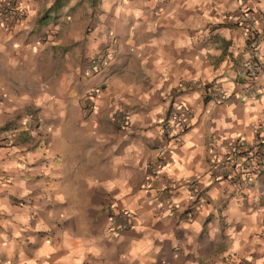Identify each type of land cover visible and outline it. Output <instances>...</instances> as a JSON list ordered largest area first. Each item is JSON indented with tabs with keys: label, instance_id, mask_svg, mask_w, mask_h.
<instances>
[{
	"label": "crops",
	"instance_id": "crops-1",
	"mask_svg": "<svg viewBox=\"0 0 264 264\" xmlns=\"http://www.w3.org/2000/svg\"><path fill=\"white\" fill-rule=\"evenodd\" d=\"M22 1L27 20L0 23V126L20 123L1 132L0 264H264V72L251 96L246 73L264 26L241 24L264 0ZM178 104L194 117L149 187Z\"/></svg>",
	"mask_w": 264,
	"mask_h": 264
},
{
	"label": "built area",
	"instance_id": "built-area-1",
	"mask_svg": "<svg viewBox=\"0 0 264 264\" xmlns=\"http://www.w3.org/2000/svg\"><path fill=\"white\" fill-rule=\"evenodd\" d=\"M243 13V12H242ZM28 8L22 0H0V22L6 29H14L18 24H22L28 18ZM241 16V15H239ZM241 24L249 34H253L259 26H264V14L244 11ZM92 63L88 66V72L96 73L99 71L103 63L102 55L94 57ZM104 64V63H103ZM264 72V63L255 62L249 65L246 73L248 77V92L251 96L254 88H256V80L258 76ZM102 88V87H100ZM95 90L92 92L94 94ZM129 114L126 111H118L116 113V121L122 125L129 122ZM194 117V110L186 104L174 105L170 115L163 125L162 136L158 140L157 155L154 160L147 164V185H154L161 177L164 169L170 161L172 150L176 149L180 143V135L187 129L190 120ZM260 139V138H258ZM259 142H262L259 140ZM227 154H237L244 151L243 144L240 140L232 142L224 147ZM264 153V148L262 149ZM248 156V154L246 155ZM250 156V155H249ZM7 178L4 182H7ZM150 187V186H149ZM194 193L200 192L198 187L194 186ZM111 232L120 233L130 228L132 215L128 209L119 208L113 203L108 207ZM191 214V213H189ZM191 216V215H189ZM238 264H246L241 261Z\"/></svg>",
	"mask_w": 264,
	"mask_h": 264
},
{
	"label": "rangeland",
	"instance_id": "rangeland-1",
	"mask_svg": "<svg viewBox=\"0 0 264 264\" xmlns=\"http://www.w3.org/2000/svg\"><path fill=\"white\" fill-rule=\"evenodd\" d=\"M1 23V22H0ZM2 25V24H1ZM21 25V24H20ZM19 26V24L16 26V27H18ZM3 27V26H2ZM15 27V28H16ZM4 29H6L5 27H3ZM14 28V29H15ZM14 29H11V30H14ZM7 30H9V29H7ZM44 35H42V37H43ZM47 40H49V38H45V41H47ZM106 62V59H103V63H105ZM90 63H92V60L90 59V60H88L87 62H86V64H85V66H84V71L86 70V72H88V66L90 65ZM102 63V66L100 67V69H99V71L98 72H96V73H90V72H88V73H90V74H98L101 70H103V67H104V64ZM105 83L106 82H102V83H100V85L98 86V88H100V87H104L105 86ZM102 88H100V89H102ZM34 96H36V94L34 95ZM39 112V110H37V109H33V108H26V109H24L23 111H22V113H20L19 115V118H21L22 116H25V117H28V116H30V115H33L34 116V118H33V122H30V124L28 123V127L30 128V130H36V129H38V131H40V130H44V129H42V128H40V125H41V121H40V113H38ZM37 117H36V116ZM39 116V117H38ZM17 125H20V123L18 122V120H14V121H8V122H6L4 125H2V126H0V148H2V147H6L7 146V141H6V138H5V136L3 137V136H1V132H3L4 130H6V129H9V131L12 129L13 130V127H15V126H17ZM45 126V125H44ZM21 133V132H20ZM41 133V132H40ZM16 134V133H15ZM37 138H39L38 136H37ZM39 143V142H38Z\"/></svg>",
	"mask_w": 264,
	"mask_h": 264
}]
</instances>
